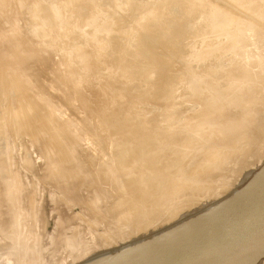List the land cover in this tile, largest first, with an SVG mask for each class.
Wrapping results in <instances>:
<instances>
[{"label": "rangeland", "instance_id": "rangeland-1", "mask_svg": "<svg viewBox=\"0 0 264 264\" xmlns=\"http://www.w3.org/2000/svg\"><path fill=\"white\" fill-rule=\"evenodd\" d=\"M9 1L13 2V4L10 3ZM9 1H7L9 4H7L6 1L5 3L0 4V9L2 10V11L0 10V15H1L0 24L2 23L0 25V55L2 54L3 57L6 56L5 58L0 56L1 58L0 67L3 66V68L2 69L0 68V70L4 72L3 73L4 75H0V84H1L0 85V192H1L0 194H3L4 190L2 189H5V186L7 187L11 183L13 184L14 181L15 183L17 182L16 184H18L17 189L20 191L23 189L24 191L22 190V194H20L21 192L19 191L20 193L18 195L20 197L15 199L13 204L12 202L7 201L8 198L7 196L5 197V194L0 196V206L3 207V209L0 207L1 208L0 211L2 210L3 212V214L2 212H0V225L3 228V229L0 228L1 229L0 232H2V234L0 233L1 234L0 235V247L2 246L0 249V253L4 254L6 250L4 251L3 247L4 249H5V246L6 248L7 247L10 248L12 247V245L10 244L13 243V242L7 243L8 241L7 242L3 241V237H4L3 234L5 235L7 231V233H13V235L19 236L18 232L21 230V228H24L25 229L24 231L26 232V234L30 236V233H31L32 235L31 237L34 239H30L29 241L28 240H23V241L26 242L27 244L31 241L32 243L37 244L35 247L33 248L31 247L30 248L31 250L30 249L26 250L28 252L27 258H29V261H26L27 260L26 258L25 260V262H27L26 264H36L35 261H37L38 256H39V259L43 262V264H47V262L48 264H57V262L58 264H61V260L65 262L64 264H70L69 262H72L73 264L78 263V262L80 263L82 260L83 261L86 260V258H89L94 253H100L99 251L103 252L104 250L106 251L109 249H116L114 246L117 245L118 247H120L126 244L123 241L127 240L130 242L131 240L136 239V236H137L136 234H139L140 232H142V230L144 231L145 229L149 227L152 228L153 225L155 224L156 225H158V223L160 224L159 225L160 227H158L159 228L158 230L163 229L161 227L162 223L164 224L165 221H167V219L175 217L174 214L178 210L189 209L194 206L198 207L199 202L205 199L208 191H211L212 188L214 189L216 187H219L225 181H228V183H231L232 180L235 181L237 179V182H238L239 180H241V178L245 177V174H247L248 172L247 170L251 166H254L255 164L259 163L258 161H261V159L264 158V152H263L264 151V92H263L264 91V35L257 33L258 30H260L261 28L259 26L258 29L251 30L253 33H255L254 35L255 38H253V41L255 40L254 42H250V39H248L246 36H244L246 38L243 39L242 42L241 41L237 42V40H239V35H242L243 32H245V29H242V30L239 29V28H243L244 25H240L239 23L234 22L230 19V15L232 14L233 15L235 14L239 17L246 14L243 17L250 19V21L254 22L253 26L254 25L256 26L257 24L256 22H261L263 24L264 18H260L261 16L259 17V15L264 10V3H262L264 0L259 1L261 3V7H259L258 9L255 8L256 10H254V12L250 10H245L240 6L239 4L240 1L246 2L247 0H240V1L239 0H217V1L209 0V3H212V5H215V7L219 9L217 11L215 8L216 15L214 16V20H210V21H208V17H209V15H207L209 14L208 10H203L204 6L208 4V0H196V4H197L196 6L198 7L197 9L198 11H202V12L196 18L194 16L191 22H189V19L187 18L188 16L187 17H181V15L176 16V14H174V11L178 10V12H181V13L185 12V13H188L189 15L193 13L195 15V0H193V3H191L190 0H176L178 1L177 3H174V2L171 3L170 8L168 10H165L164 13L161 14L162 20L159 21V24L153 22L154 20L152 19L153 21L150 23H153V26H155L154 28L151 27L152 24L150 23L149 25L145 26L144 24L145 20L148 17H151L153 12L157 10V8L162 10L164 7L162 8L161 6L163 4H164L163 6H166V0L165 1L164 0H132V1L131 0H99V1L98 0H76V1L72 0V2L71 0H9ZM225 1H227L226 4H224ZM234 7L235 9L233 10ZM78 8L82 11L80 12ZM148 8L150 9V11L151 10L152 11L150 12ZM4 9H6L7 12ZM77 9L79 12L77 11ZM90 10H93V11L91 12ZM237 10L242 15L238 13ZM157 12L159 13L160 11H157ZM50 13L54 14L53 17L52 15H50ZM76 13L79 16H77ZM47 14L50 16V18L49 16L45 17V15ZM71 16L75 18L73 19ZM69 17H71L70 18L71 20L69 19ZM174 17H177V18H174ZM60 18L62 20H58ZM83 18L84 20H82ZM47 21L49 23H47ZM57 21L60 24L59 23L57 24L56 23ZM138 22L143 23L144 26L139 25ZM9 23L12 25H10ZM89 23L92 25H90ZM68 24L69 26H67ZM48 25L49 26L51 25V28ZM58 25L61 27H59ZM179 25H180L179 30L177 32L173 31L174 27L179 26ZM29 26L30 27L32 26V27L30 28ZM42 27H44L45 29ZM79 27H81L82 29L80 28L81 29L80 30ZM60 28H61V31H60ZM105 28L107 29L109 28L108 31ZM46 29H49L50 34H51V35L49 34L48 38L46 34L49 33V30H46ZM58 29L60 32L58 31ZM66 29L70 30L71 32L68 31L69 33H67ZM76 29L77 31L79 29L81 32L80 31L77 32ZM166 30L167 31L171 30L172 32H174L173 36L168 39L164 38L163 42L162 41L158 42L161 45V48L159 47L160 45L156 47L154 46L156 49L155 51H153L150 48L151 44L148 42L146 38L145 31L149 34H153L157 32L161 38L163 32L167 33ZM99 31L101 33H99ZM131 31L133 33H130ZM196 31H197V34H195ZM41 32H43L44 34L43 36L46 37V39L43 38ZM6 33H8V35ZM12 33L14 34V37ZM37 33L41 34L42 38L40 37V35H38L39 37H37ZM58 33L60 34V38H58L59 36ZM3 34L5 36H3ZM82 34H83V37H82ZM119 34L122 39H113V37H117ZM127 34L130 40L129 39L126 40V38L124 39L125 37L124 35H127ZM19 35H20V38H19ZM103 35H106V37L109 35L108 39L104 38L106 39L105 41L106 44L105 42L102 43V41L104 40ZM64 36L66 39L64 38ZM21 37L23 38L21 39ZM15 39L19 41H16ZM42 39L43 40L45 39L46 42L45 40L42 41ZM258 39H260V41ZM23 40L28 43V46H29V43L31 46L28 47L26 42L24 43L26 44L24 46V44L22 43L24 42ZM34 40L36 42H34ZM81 40L83 41V43L88 42L86 43V45L90 44L91 46H93V47H90L88 45L87 50H86L85 49L86 45L84 44L85 51H83L84 53L83 57L85 59H82L81 57L82 49L84 47L82 45L83 43ZM89 40H92L93 42L92 41L89 42ZM159 40L160 39H158V41ZM228 40L230 41V43ZM37 42H40L41 45H39L40 43L37 44ZM207 42L208 43L210 42L209 46H207L208 45ZM21 43L22 45H20ZM12 44L14 45L12 46ZM50 44H52V46ZM205 44L207 45L205 46ZM79 45L80 47L81 46L83 47H81L82 48L81 50L77 51L78 47L76 46H79ZM97 45H98V48H97ZM156 45L158 44L156 43ZM8 46L11 48V50L10 48H8ZM43 46L44 47L48 46V50L50 48V51L51 50H54V51L53 52L51 51L49 53L48 50L46 51V47L44 49ZM94 46L95 48H97V50L101 48V50L103 51L102 52L103 54L101 53V50H100L101 54L99 55L98 54L99 50H98L96 54H94V52H91L94 55V58L91 57L92 56V54L90 53L91 50H89L90 54L87 52H88V49H91V48L92 50H96ZM126 46L128 48L127 50H125ZM134 46L137 47L136 48L137 51L133 52L132 47ZM214 46L216 47L214 48ZM206 47L211 48L212 51L209 53ZM14 48H16V50ZM17 48L18 49L22 48L21 49L22 54L21 52H19L20 49L19 51H17ZM27 48H30V50ZM71 48H73L75 52L77 51L78 52L77 54L80 55L81 58L79 57L78 61H76V58L78 57V55L75 52H73L74 50L71 51ZM13 49H14L15 54H13ZM171 49L172 50L177 49V50L172 52ZM201 49L203 51V54L201 53L202 51L200 52ZM28 50L29 51L34 50L36 52L33 51L29 53ZM44 50L45 52H47L45 54L46 57H44L45 55H43ZM128 50L129 52L127 53H129V56H130L129 58L126 57L128 54L126 55L125 53ZM158 50L161 52L159 53H160V56H162L163 60L161 59L159 61V59H154L155 52H157ZM118 51L119 52L124 51V52H122L120 55ZM130 51H132L133 54L130 53ZM23 52H26V54L29 56H27ZM37 52L38 54H36ZM72 52L75 55L73 54V56H71ZM198 52H200V55H202V57L199 55ZM86 53L89 54V56H86ZM171 53H174V54H171ZM10 54H12V56ZM13 55H16L14 56L15 58L13 57ZM21 55H24V56L20 57ZM31 55L34 56L32 60H30ZM76 55L77 57H75ZM204 55L205 56L207 55L206 56L207 59L206 57H203ZM25 56L27 57L25 58ZM212 56L215 57L214 58L215 60L213 59ZM61 57L63 59L67 57L70 60L72 58L73 61L71 60L68 63L66 62V61H69L67 60V58L66 60H63ZM73 57H75V61ZM86 57L89 58L88 60L90 61L85 62L84 60L87 61ZM90 57L92 58V60ZM21 58H23V61H21L22 60ZM202 58L204 59L202 60ZM3 59L6 61H4ZM9 59L11 60L9 61ZM24 59L28 61L29 63L27 62L24 65ZM36 59H38V61ZM200 59L201 61L205 60L204 62L207 61L206 64L207 65L209 64L208 66H211L212 64L213 67L212 66L211 67L217 68L219 69V71L217 70V72L212 73L213 75L212 74L211 75L195 74L194 73L195 65L199 63ZM231 59H233L235 62L233 60L231 61ZM210 60L211 62L213 60L211 64H210ZM16 61L19 62L17 65L15 64ZM62 61L69 65L66 64L65 66V63H63ZM59 62H60V65H59ZM173 62L177 64L178 66L173 65L174 64ZM3 63H5L6 66ZM8 63H9V66H8ZM61 63H63L64 65ZM79 63L82 64L83 66L80 65ZM84 63L87 66L84 65ZM87 63H89V66L93 65L94 69H92L93 66L89 68ZM215 63H217L216 64L217 67L214 65ZM255 63L256 65H254ZM169 64L171 65L170 67H169ZM55 65H56V68H55ZM58 65L60 69H62V71L58 69L59 68ZM7 66L11 68L13 67V68L10 69ZM15 66H16V69H15ZM21 66L24 68V70ZM61 66L62 67L65 66V67L62 68ZM208 66H205V68ZM3 69H6V70H3ZM8 70L9 72H7ZM258 70L259 71L261 70V71L259 72ZM22 71H23V74H22ZM55 72L59 74H56ZM254 72L256 74H254ZM19 73L21 76L19 75ZM6 74L11 75L13 78L10 77L9 75L8 76L10 79L6 78L8 77V76H5ZM22 75H24V77ZM14 76H16V78ZM63 77H64L63 79L64 83L65 81L66 82L68 81L65 84L62 81H60L62 80L61 78ZM11 79H13L12 80L13 83H11L10 81ZM21 83L23 84L25 83L26 85L25 84L23 85ZM57 84H59L58 85L59 90H56V88L58 89V87L56 86ZM68 84L71 86L69 87L70 89H72L71 91L68 90L69 88H66ZM179 84L180 85L182 84V85L180 86ZM175 85H176L175 87L176 92L172 94L173 96L169 95L168 91L170 90L171 86H175ZM61 87L68 91L62 89ZM2 89L4 90L3 91L4 95L2 94ZM92 89H95L94 90L95 92ZM60 90H63V91H60ZM100 90H101V93H98L97 91H100ZM64 91L66 92L64 93ZM93 92L95 94H93ZM96 92L99 95L96 94ZM61 93L63 94L65 98H63ZM91 93L92 95H90ZM78 94L83 95V96L81 95L82 97L81 99ZM87 94H89V96ZM169 96L171 97L168 99ZM40 97L43 99L41 100ZM82 100L83 101L86 100L85 102L87 104L83 102ZM171 100H174V102H176L174 104L176 106H173L172 103L174 102ZM35 101H38V102H35ZM41 101L46 102V103L41 104L42 103ZM80 101H82V103ZM172 107H174L175 112L179 114L176 121L174 122V125L171 124L170 121L167 122L168 115L166 111L171 110ZM26 108L27 109L29 108V109L26 110ZM3 110L7 112L8 114L7 113L5 114ZM16 111L18 112L17 115H16ZM164 113H166L165 114L166 117H164ZM127 114H129L127 118L123 116ZM11 115H12L11 119L13 118L14 120L10 119ZM116 115L119 116V119H118L119 121H121L120 119L123 120L126 118V121L128 122L122 123L124 122L123 120L121 121L120 124H119V121H117L118 123H116V120H117L116 118H118ZM6 116H8L9 118L5 120ZM15 116H17L16 120H15ZM23 116L25 118H22ZM18 117H19V120H17ZM28 117H29V120H28ZM129 117H130V120L128 119ZM227 118L229 119V121ZM187 119L188 121L190 120L191 123L187 122ZM231 119H233V121ZM7 120H10V121H7ZM109 120L111 122L115 121L114 122V124L116 123L115 126H110L111 124L112 125L114 124L108 123L110 122ZM16 121H19L22 125L19 122H17L20 125L17 124L16 126V123H15ZM166 122L169 123L170 126L169 124L166 126L167 124ZM158 126L164 127V128L166 127L167 130L166 129H165L166 131L162 129L159 130ZM180 126H181V129H180ZM249 129L250 131L251 130L252 131L248 132ZM126 130L129 131V132L127 131L126 133H131V131L134 130L132 132H135L136 135L138 133L139 134L137 135L136 138H131V139L128 138L130 141L129 142L127 139V136L130 134L126 135L125 134ZM116 131L118 133L122 131L121 133H124L122 134L123 136L119 135L121 133L117 134ZM137 131L138 133H136ZM157 131H161V132H157ZM156 132L158 133V136ZM140 133H142V135ZM164 133H166L165 136H164ZM170 133H173L175 136V138H173V141L171 139L168 140L169 138L165 139L169 137L166 135L167 134L169 135ZM176 133L179 135L177 136ZM116 134L119 136V139ZM254 134H257V135L255 136ZM94 135L95 136L97 135L96 137L97 138L99 137L98 138L99 140L96 137H94ZM114 135H116V137ZM142 136L144 137L142 138ZM146 136H148V139H149L148 141L146 139ZM143 139H146V140H143ZM156 139L159 141V143L157 142ZM141 140H143V142L147 141L145 142L146 146L147 144L150 145L149 147H147V150L149 151L147 152L150 153L152 151L149 154V156L153 155V158L155 161L157 157L156 162L151 160L153 159L152 157H150L149 159V156L147 157V159L143 158L142 157L143 154L142 155L140 154L141 152H143V150L141 151L139 149L137 150L139 154L136 153V150L134 149V147L141 145ZM126 141H128V144H130V146L131 145L134 146L133 149L128 148V146L127 148H124L123 146V148H120V150H118L121 145L126 144ZM162 141L163 142L165 141L164 142L165 144L163 143L164 147L160 145ZM119 142L121 143L120 145L118 144ZM51 143H53V145ZM132 143L135 145H133ZM154 143L155 145H153ZM172 145H176V146L173 147ZM121 149L123 150V153ZM129 149L131 151L134 150L133 151L134 154H132L131 151H129ZM257 149L259 152L257 151ZM124 150L129 151V153L132 155L130 156V154ZM118 152H120V154L122 153V156L124 154L129 155V157L124 155V157L126 158V162L129 163L130 165L127 163L121 162L124 159H122V157L120 156ZM209 154L215 155L217 159L213 163L214 165L210 163L208 166H206L207 168H212L209 171V174L205 175L204 177H201L203 175L201 174L199 175L196 171V168L201 162V159H204V157H207V155ZM132 156L133 157L135 156V157L133 158ZM136 156L137 157L139 156V158H136ZM128 158L129 159L132 158L134 163L131 162L130 160H128L129 161L128 162L127 161ZM51 159L52 160L54 159V161H51ZM55 159L57 161H55ZM120 159L122 160L120 161ZM140 159H143V160H140ZM158 159H162V160L159 161ZM106 160L110 162L107 163ZM112 160H113V163H112ZM139 161L141 162V165L142 164L143 165L140 168L142 170L139 169L138 171L137 168L139 167L138 165H140ZM147 161H149L150 163ZM51 162L54 164L49 165V163ZM165 162H166V165H165ZM110 163H111V166L109 169L108 168L109 166L106 167V165ZM119 163L123 165L121 166ZM145 163L148 165H146ZM252 163H254V165H252ZM115 164L116 166H114ZM144 165H146L147 167L144 168ZM49 166H53V168ZM48 167H49V170H48ZM172 167H173V171H172ZM55 169L57 171H55ZM63 169H64V172H63ZM135 169L138 171V172L136 171L137 173L133 171ZM144 169H147V170L145 171ZM45 170L46 171L48 170L47 172L49 173H47ZM102 170L103 171L105 170V172H102ZM116 170L119 171V174H118V171ZM147 171L148 172L150 171L149 172L150 174ZM155 171L156 172L159 171V173H156ZM78 172H79V175L77 174ZM96 172L97 173L99 172V173L97 174ZM112 172H115V173L117 172V173L115 174ZM139 172L141 174H139ZM160 172H162L164 176ZM134 173L139 174V175H134ZM142 173L144 175L146 174L148 175H146L145 178L143 179L142 177L144 176ZM3 174H6L8 176H11V175L13 176H11V180H10V177L9 179H7L6 175H5V178L4 177L2 178L1 176ZM51 174L53 176H51ZM57 174L59 176H57ZM81 174L83 176L85 175L86 176L83 177ZM141 175H142L141 179L136 177V176H141ZM210 175L213 177H211ZM240 175H242L243 177L239 178L238 176ZM208 176L211 177L212 179L209 178ZM44 177L46 178L44 179ZM75 177L78 180L76 182L75 188L74 186L73 188H71L72 189L71 190L72 193H71V191L69 190L71 187L70 184H72V181L73 182L76 181V180H73L75 179ZM94 178L96 179V181ZM113 178H115L116 180ZM133 178H135V180L132 181ZM138 179L143 181L142 182L143 184H141V182ZM137 182H139V185ZM144 182L147 184V187L149 189L147 187L146 189H144L145 188L144 186H146ZM100 183H102L103 185H101ZM171 185H174V186H171ZM141 187H143V189ZM171 188L174 191H172ZM129 189L130 191H128ZM150 189H152L153 192H151L152 190L150 191ZM143 190L145 193L143 192ZM170 190L172 191L173 194H171ZM120 191L122 192L119 194ZM127 191L129 192V194ZM139 191L142 193H139ZM24 192L26 193V195ZM73 193L75 195H73ZM130 195L132 197H129ZM3 196L5 198H3ZM66 199L68 200L66 201ZM129 199L131 200L133 199V200L130 201ZM27 200L30 203H28ZM9 203L11 205L10 207H9ZM138 203L141 205V207ZM156 203H158L157 206H155ZM31 205H32V208H30ZM13 208L14 210H12ZM17 208L19 209L17 210ZM18 211H20V214H21V216H19V221H18L19 228L15 227L14 222H13L15 221L16 214L19 213ZM14 213H16L15 216H14ZM148 214H150V216ZM166 215L168 216L167 218H166ZM162 217L164 219H162ZM5 229L7 230L5 231ZM158 230H156L155 232H157ZM78 236L80 237V239ZM133 236L134 238H132ZM117 239L119 240L117 241ZM67 240L72 241V243L74 244L72 245L73 249H71V251L73 250L75 253L71 251L69 253L68 250L70 248L68 247L67 243H65L67 242ZM74 240L76 241L81 240L80 242H82V244L77 241L76 242L77 245H76ZM82 240H85L86 244H85V241H82ZM104 242L106 243V245L104 244ZM114 242L117 244L116 245L113 244ZM118 242H121V243H118ZM64 243L66 244V247ZM101 245L102 247L104 246L103 249H100L102 248ZM108 245L110 247H108ZM76 246L77 248L76 250H74ZM37 247L38 249H36ZM81 248L82 249L84 248L83 251H81L82 250ZM85 248H86L88 255L86 254ZM89 248L92 250L91 251L87 250ZM98 248L100 250H97ZM33 249L35 252H32ZM77 249L78 250L80 249L79 251L82 253L85 251L83 254L87 256H83L82 260L80 258L78 260L77 258L78 255L75 258V255L77 253L80 254V252L77 251ZM29 251L32 253H30ZM73 253L75 255H73ZM2 254H0V256ZM6 255L7 254H5V256L3 255L4 258H2L3 256H1L2 260L0 261V264H8V263L11 264L8 260H11L13 262V259H16V258L18 259L17 255L19 254L10 253L9 255L7 256ZM31 255L33 257L36 255L34 257V260L35 259L36 260L35 261L33 260V263L31 262L33 259V257L30 258ZM39 259L37 261V264L41 262ZM65 259L67 260V262L69 260V262L67 263ZM59 260H60V263H59ZM71 260L73 261L75 260L76 262H73ZM28 262H31V263H28Z\"/></svg>", "mask_w": 264, "mask_h": 264}, {"label": "bare ground", "instance_id": "bare-ground-1", "mask_svg": "<svg viewBox=\"0 0 264 264\" xmlns=\"http://www.w3.org/2000/svg\"><path fill=\"white\" fill-rule=\"evenodd\" d=\"M1 1H2V0H1ZM1 1H0V4H1V3H5V1H6L7 4H9V3L7 2V1H9V0H5V1L3 0L4 2H3V1L1 2ZM74 1H76V0H74ZM98 1H99V0H98ZM131 1H132V0H131ZM164 1H165V0H164ZM190 1H191V3H193V0H190ZM216 1H217V0H216ZM239 1H240V0H239ZM259 1H262V0H247L246 2H241V1H240L239 4H240V6H241L243 9H245V10H250V11L254 12V10H256L255 8L258 9L259 7H261V3H260ZM9 2L13 4V2H11V1H9ZM14 2H15V1H14ZM16 2H17V1H16ZM66 2H67V1H66ZM71 2H72V0H71ZM90 2H91V1H90ZM96 2H97V1H96ZM96 2H95V3H96ZM173 2H174V3H177L178 1H176V0H174V1H173V0H166V6H163V5H164V4H163V5L161 6L162 8L164 7L162 10H160L159 8H157V10H155L156 12L154 11L153 14H152V16H151V17H148V18L145 20V23H144L145 26H146V25H149V23L152 22L153 20H154L153 22L159 24V21L162 20V17H161L162 15H161V14H163L165 10H168V9L170 8V4L173 3ZM211 2H212V1H211ZM221 2H222V1H221ZM226 2H227V1H225L224 4H226ZM262 3H264V1H263ZM56 4H57V3H56ZM80 4H81V3H80ZM80 4H79V5H80ZM98 4H99V2H98ZM227 4H228V3H227ZM58 5H59V3H58ZM70 5H71V4H70ZM87 5H88V4H87ZM196 5H197V4H196V0H195V15H194L193 13L190 14V15H189L188 13H185V12H184V13H181V12H178V10H175V11H174V14H176V16H177V15H178V16L181 15V17H187V16H188L187 18L189 19V22H191L192 19L194 18V16H195V18H196V17L202 12V11H198V9H197L198 7H197ZM229 5H230V4H229ZM3 6H4V5H3ZM77 6H78V5H77ZM94 6H95V5H94ZM220 6H221V5H220ZM231 6H232V5H231ZM39 7H40V6H39ZM66 7H67V6H66ZM83 7H84V6H83ZM92 7H93V6H92ZM96 7H97V6H96ZM96 7H95V8H96ZM106 7H107V6H106ZM114 7H115V6H114ZM148 7H149V6H148ZM151 7H152V6H151ZM171 7H172V6H171ZM192 7H193V6H192ZM223 7H224V6H223ZM232 7H233V6H232ZM18 8H19V7H18ZM61 8H62V7H61ZM64 8H65V7H64ZM68 8H69V7H68ZM72 8H73V6H72ZM154 8H155V7H154ZM215 8H216L215 5H212V3H209V0H208V4H206V5L204 6V9H203V10H208V12H209V14H207V15H209V17L207 16V17H208V21H210V20H214V16L216 15L215 12H216V10H217V11L219 10L218 8H216V10H215ZM65 9H66V8H65ZM78 9H79V8H78ZM78 9H77V11H78ZM148 9H149V8H148ZM151 9H152V8H151ZM196 9H197V11H196ZM200 9H201V8H200ZM234 9H235V7L233 8V10H234ZM236 9H237V8H236ZM0 10H1V9H0ZM4 10H6V9H4ZM69 10H70V9H69ZM71 10H72V9H71ZM79 10H80V9H79ZM86 10H87V8H86ZM201 10H202V9H201ZM1 11H2V10H1ZM19 11H20V10H19ZM19 11H18V12H19ZM30 11H31V10H30ZM37 11H38V10H37ZM37 11H36V12H37ZM81 11H82V10H80V12H81ZM84 11H85V10H84ZM90 11L92 12L93 10H90ZM106 11H107V10H106ZM149 11H150V9H149ZM151 11H152V10H151ZM151 11H150V12H151ZM157 11H160V12L158 13ZM220 11H221V10H220ZM240 11H241V10H240ZM6 12H7V10H6ZM65 12H66V11H65ZM68 12H70V11H68ZM72 12H73V11H72ZM78 12H79V11H78ZM85 12H86V11H85ZM94 12H95V11H94ZM97 12H98V11H97ZM221 12H222V11H221ZM224 12H225V11H224ZM237 12L240 13L238 10H237ZM242 12H243V11H242ZM30 13H32V12H30ZM54 13H55V12H54ZM59 13H60V12H59ZM63 13H64V12H63ZM143 13H144V11H143ZM146 13H147V12H146ZM146 13H145V14H146ZM12 14H13V13H12ZM45 14H46V13H45ZM76 14H77V13H76ZM81 14H82V13H81ZM95 14H96V13H95ZM118 14H119V13H118ZM240 14H241V13H240ZM35 15H36V13H35ZM50 15H52V17H53L54 14H51V13H50ZM74 15H75V13H74ZM93 15H94V14H93ZM150 15H151V13H150ZM241 15H242V14H241ZM244 15H246V14H244ZM244 15H243V16H244ZM0 16H1V15H0ZM48 16H49L48 14L45 15V17H48ZM61 16H62V14H61ZM69 16H70V15H69ZM72 16H73V15H72ZM72 16H71V17H72ZM77 16H79V15L77 14ZM144 16H145V15H144ZM173 16H174V15H173ZM173 16H172V17H173ZM211 16H212V17H211ZM228 16H229V15H228ZM243 16L239 17V16H237V15H235V14H234V15H233V14L230 15V19H231L232 21L237 22V23H239L240 25H244L243 28H239V29H240V30L245 29V32H243L242 35H239V40H237V42H240V41L242 42L243 39H245L246 37H247L248 39H250V42H254L255 40L253 41V38H255V37H254L255 33H253L251 30H253V29H258L259 26H260L261 28H260V30H258L257 33H259V34H261V35H264V23L262 24L261 22H256V20H255V22H256L257 24H256V26H255V25L253 26V23H254V22L250 21V19L244 18ZM248 16H249V15H248ZM260 16H261V17H260ZM52 17H51V18H52ZM54 17H55V16H54ZM71 17H69V19H70ZM140 17H141V16H140ZM140 17H139V18H140ZM259 17H260V18H264V10L260 13ZM37 18H38V17H37ZM43 18H44V17H43ZM49 18H50V16H49ZM49 18H47V19H49ZM58 18H59V17H58ZM72 18H73V17H72ZM74 18H75V17H74ZM74 18H73V19H74ZM95 18H96V17H95ZM174 18H177V17H174ZM55 19H56V18H55ZM69 19H68V20H69ZM80 19H81V17H80ZM85 19H86V18H85ZM142 19H143V18H142ZM142 19H141V20H142ZM152 19H153V20H152ZM2 20H3V19H2ZM44 20H45V19H44ZM58 20H62V19L60 18V19H58ZM66 20H67V19H66ZM70 20H71V19H70ZM70 20H69V21H70ZM82 20H84V18H83ZM87 20H88V19H87ZM92 20H93V19H92ZM106 20H107V19H106ZM108 20H109V19H108ZM32 21H33V20H32ZM36 21H37V20H36ZM45 21H46V20H45ZM85 21H86V20H85ZM88 21H89V20H88ZM88 21H87V22H88ZM137 21H138V20H137ZM143 21H144V20H143ZM257 21H258V20H257ZM40 22H41V21H40ZM67 22H68V21H67ZM71 22H72V21H71ZM75 22H76V21H75ZM80 22H81V21H80ZM140 22H141V21H140ZM140 22H138L139 25H141V26L143 25V26H144V24H143V23H140ZM47 23H49V22L47 21ZM56 23L58 24L59 22L57 21ZM76 23H77V22H76ZM101 23H102V22H101ZM260 23H261V24H260ZM1 24H2V23H1ZM1 24H0V25H1ZM9 24H10V23H9ZM28 24H29V23H28ZM37 24H38V23H37ZM59 24H60V23H59ZM85 24H86V23H85ZM87 24H88V23H87ZM89 24H90V23H89ZM107 24H108V23H107ZM150 24H152L151 27H153V28L155 27V26H153V23H150ZM209 24H210V23H209ZM239 24H238V25H239ZM10 25H12V24H10ZM14 25H15V24H14ZM42 25H43V24H42ZM42 25H41V26H42ZM65 25H66V23H65ZM90 25H92V24H90ZM139 25H138V26H139ZM154 25H155V24H154ZM156 25H157V24H156ZM48 26H49V25H48ZM58 26H59V25H58ZM67 26H69V24H68ZM75 26H76V25H75ZM104 26H105V25H104ZM169 26H170V25H169ZM16 27H18V26H16ZM29 27H30V26H29ZM31 27H32V26H31ZM31 27H30V28H31ZM49 27L51 28V25H50ZM59 27H61V26H59ZM59 27H58V28H59ZM77 27H78V26H77ZM105 27H106V26H105ZM42 28H44V27H42ZM50 28H49V29H50ZM68 28H69V27H68ZM74 28H76V27H74ZM80 28H81V27H79V29H80ZM109 28H110V27H109ZM109 28H108V29H109ZM130 28H131V27H130ZM179 28H180V25H179V26H175L174 29H173V31L177 32V31L179 30ZM2 29H3V28H2ZM39 29H40V28H39ZM44 29H45V28H44ZM49 29H46V30H49ZM54 29H55V27H54ZM79 29H78V31H77V29H76V31L79 32L82 28H81L80 30H79ZM105 29H107V28H105ZM108 29H107V31H108ZM156 29H157V27H156ZM200 29H202V28H200ZM9 30H10V29H9ZM56 30H57V29H56ZM66 30H67V29H66ZM182 30H183V29H182ZM31 31H32V30H31ZM39 31H40V30H39ZM58 31H59V29H58ZM60 31H61V28H60ZM60 31H59V32H60ZM68 31H70V30H67V33H69ZM76 31H75V32H76ZM97 31H98V30H97ZM164 31H165V30H164ZM166 31H167V30H166ZM201 31H202V30H201ZM45 32H46V31H45ZM51 32H53V31H51ZM62 32H63V31H62ZM64 32H65V31H64ZM70 32H71V31H70ZM80 32H81V31H80ZM149 32H150V31H149ZM181 32H182V31H181ZM181 32H180V33H181ZM199 32H200V31H199ZM236 32H238V31H236ZM34 33H35V32H34ZM41 33H42V36H43V35H44L43 32H41ZM46 33H47V32H46ZM46 33H45V34H46ZM55 33H57V32H55ZM72 33H73V32H72ZM72 33H71V34H72ZM99 33H101V32L99 31ZM130 33H133V32L131 31ZM145 33H146V38H147L148 42L151 44V45H150V46H151L150 48H151L153 51H155V49H156L155 47L160 45L158 42H161V41L163 42L164 38H165V39H168V38L172 37L174 32H172L171 30L167 31V33L163 32L164 35L162 34V37H161V38H160V35H159L157 32H155V33H153V34H149V33H147V32L145 31ZM6 34L8 35V33H6ZM12 34H13V33H12ZM49 34H50V30H49V33L46 34V35H47V38H48ZM53 34H54V33H53ZM53 34H52V35H53ZM58 34H59V33H58ZM87 34H88V33H87ZM87 34H85V35H87ZM183 34H184V33H183ZM195 34H197V31H196ZM10 35H11V34H10ZM38 35H40V37H41V34L37 33V37H39ZM50 35H51V34H50ZM55 35H56V34H55ZM65 35H67V34H65ZM77 35H78V34H77ZM130 35H132V34H130ZM208 35H209V34H208ZM237 35H238V33H237ZM3 36H5V35L3 34ZM16 36H17V35H16ZM26 36H27V35H26ZM95 36H96V35H95ZM104 36H105V37H104ZM122 36H123V35H122ZM124 36H125V37H124ZM124 36H123L124 39H125V38H126V40L129 39L128 34H127V35H124ZM196 36H197V35H196ZM201 36H202V35H201ZM244 36H246V37H244ZM13 37H14V34H13ZM13 37H11V38H13ZM28 37H30V36H28ZM28 37H26V38H28ZM51 37H52V36H51ZM61 37H62V36H61ZM67 37H68V36H67ZM82 37H83V34H82ZM82 37H81V39H82ZM97 37H98V36H97ZM108 37H109V35H108L107 37H106V35H103V39H104V38L108 39ZM111 37H112V36H111ZM130 37H131V36H130ZM15 38H17V37H15ZM19 38H20V35H19ZM22 38H23V37H21V39H22ZM32 38H33V37H32ZM41 38H42V37H41ZM43 38L46 39V37H44V36H43ZM58 38H60V34H59ZM64 38H65V36H64ZM70 38H71V37H70ZM93 38H94V36H93ZM199 38H200V37H199ZM258 38H259V37H258ZM21 39H20V40H21ZM24 39H25V38H24ZM34 39H35V37H34ZM45 39H44V40H45ZM62 39H63V38H62ZM65 39H66V38H65ZM67 39H68V38H67ZM72 39H73V38H72ZM78 39H79V38H78ZM95 39H97V38H95ZM99 39H100V38H99ZM99 39H98V40H99ZM103 39H101V40H103ZM106 39H104V40L102 41V43H104V42L106 41ZM113 39H122V38H121V36H120V34H119L117 37H113ZM131 39H132V38H131ZM158 39H160V40L158 41ZM256 39H257V38H256ZM7 40H8V39H7ZM15 40H16V39H15ZM26 40H27V39H26ZM32 40H33V39H32ZM36 40H37V38H36ZM39 40H41V39H39ZM44 40L42 39V41H44ZM70 40H71V39H70ZM86 40H87V38H86ZM101 40H100V41H101ZM129 40H130V39H129ZM258 40L260 41V39H258ZM3 41H4V40H3ZM3 41H2V43H3ZM9 41H10V40H9ZM16 41H19V40H16ZM16 41H15V42H16ZM21 41H22V40H21ZM23 41H24V40H23ZM47 41H48V39H47ZM54 41H55V40H54ZM78 41H80V40H78ZM81 41H82V40H81ZM90 41H92V40H89V42H90ZM200 41H201V40H200ZM228 41H229V40H228ZM7 42H8V41H7ZM12 42H13V41H12ZM25 42H26V41H24V42H22V43L24 44ZM28 42H29V41H28ZM31 42H33V41H31ZM34 42H36V41L34 40ZM45 42H46V40H45ZM92 42H93V41H92ZM107 42H108V41H107ZM213 42H215V41H213ZM9 43H10V42H9ZM22 43H21L20 45H22ZM26 43H27V42H26ZM38 43H40V42H37V44H38ZM82 43H83V41H82ZM86 43H88V42H86ZM86 43L84 42V43L82 44V45L84 46V47L81 46V47H83V49L80 47V45H81L80 43H79V44H80L79 46H76V47H78V50H77V51H79V50L82 49V53L80 52V53H81V57H82V59H85V58L83 57V56H84L83 51H85L84 48H85ZM156 43H157L158 45H156ZM207 43H208V42H207ZM209 43H210V42H209ZM209 43H208V45L205 44V46H206V45L209 46ZM211 43H212V42H211ZM229 43H230V41H229ZM229 43H228V44H229ZM14 44H15V43H14ZM14 44H12V46H13ZM31 44H32V43H31ZM34 44H35V43H34ZM34 44H33V45H34ZM48 44H49V43H48ZM52 44H53V43H52ZM52 44H50V45L52 46ZM84 44H85V45H84ZM92 44H94V43H92ZM105 44H106V42H105ZM226 44H227V43H226ZM15 45H16V44H15ZM25 45H26V44H24V46H25ZM39 45H41V43H40ZM43 45H44V44H43ZM50 45H49V46H50ZM76 45H77V44H76ZM88 45H89L90 47H93V46H91L90 44H88ZM88 45H86V48H85L86 50H87V46H88ZM94 45H96V44H94ZM98 45H99V44H98ZM98 45H97V48H98ZM102 45H103V44H102ZM203 45H204V44H203ZM212 45H213V44H212ZM222 45H223V44H222ZM232 45H233V44H232ZM251 45H252V44H251ZM257 45H258V44H257ZM1 46H2V45H1ZM12 46H11V47H12ZM24 46H23V47H24ZM27 46H28V43H27ZM29 46H31L30 43H29ZM29 46H28V47H29ZM51 46H50V47H51ZM154 46H155V47H154ZM17 47H19V46H17ZM20 47H21V46H20ZM36 47H37V46H36ZM43 47H44V46H43ZM45 47H46V46H45ZM45 47H44V49H45ZM90 47H89V48H90ZM159 47L161 48V45H160ZM195 47H196V46H195ZM210 47H211V45H210ZM215 47H216V46H214V48H215ZM224 47H225V45H224ZM3 48H4V47H3ZM6 48H7V47H6ZM8 48H10V47L8 46ZM25 48H26V47H25ZM52 48H54V47H52ZM52 48H51V49H52ZM74 48H75V47H74ZM79 48H80V49H79ZM94 48H95V46H94ZM97 48H95L96 50H92V48H91V49H88V52H87V51H86V52L89 53V50H91L90 53H91V52H94V54H96L97 51L99 50V53H98V54L100 55L103 51L101 50V48L98 49V50H97ZM125 48H126L125 50L128 49L127 46H126ZM136 48H137V47H135V46L132 47V51H133V52H134V51H137ZM160 48H158V49H160ZM202 48H203V47H202ZM14 49L16 50V48H14ZM14 49H13V54H15ZM19 49H20V48H19ZM19 49L17 48V51H19ZM21 49H22V48H21ZM21 49H20L19 52H21ZM23 49H24V48H23ZM27 49L30 50V48H27ZM32 49H33V48H32ZM75 49H76V48H75ZM102 49H103V48H102ZM120 49H121V48H120ZM199 49H200V48H199ZM204 49H205V48H204ZM206 49L209 51V53L212 51L211 48L206 47ZM216 49H217V48H216ZM10 50H11V48H10ZM25 50H26V49H25ZM29 50H28L29 53L34 51V50H33V51H29ZM47 50H48V46L46 47V51H47ZM56 50H57V49H56ZM72 50H74V49L71 48V51H72ZM100 50H101V53H100ZM171 50H172V49H171ZM176 50H177V49H173L172 52H173V51H176ZM222 50H223V49H222ZM1 51H2V50H1ZM17 51H16V52H17ZM41 51H42V50H41ZM51 51L53 52L54 50H51ZM51 51H50V48H49L48 52L50 53ZM77 51L75 52V50H74L73 52H75V53L77 54V53H78ZM132 51H130V53L133 54ZM163 51H164V50H163ZM169 51H170V50H169ZM201 51H202V49L200 50V52H201ZM205 51H206V50H205ZM208 51H207V53H208ZM234 51H235V50H234ZM34 52H36V51H34ZM38 52H40V51H38ZM38 52H37L36 54H38ZM73 52H72V54L70 53L71 56H73V54H74ZM118 52H119V51H118ZM122 52H124V51L119 52L120 55H121ZM127 52H129V50L125 52L126 55L128 54L126 57L129 58L130 56H129V53H127ZM159 52H160L159 50H158L157 52H155V58H154V59H159V61H160V60L162 59V56H160V53H161V52H160V53H159ZM200 52H198L199 55H200ZM217 52H218V51H217ZM221 52H223V51H221ZM237 52H238V51H237ZM7 53H8V51H7ZM23 53L26 54V52H23ZM46 53H47V52H45V50H44L43 55H45ZM54 53H55V52H54ZM87 53H86V56H89L90 53H89V54H87ZM201 53L203 54V51H202ZM207 53H205V54H207ZM245 53H246V52H245ZM3 54H4V53H3ZM17 54H18V53H17ZM21 54H22V52H21ZM31 54H32V53H31ZM52 54H53V53H52ZM82 54H83V55H82ZM91 54H92V53H91ZM102 54H103V53H102ZM115 54H116V53H115ZM132 54H131V56H132ZM162 54H163V53H162ZM168 54H169V53H168ZM171 54H174V53H171ZM219 54H220V53H219ZM4 55H5V54H4ZM10 55L12 56V54H10ZM26 55H27V54H26ZM33 55H34V54H33ZM68 55H69V54H68ZM74 55H75V54H74ZM77 55H78V54H77ZM77 55H76L75 57H77ZM99 55H97V56H99ZM123 55H125V54H123ZM211 55H212V54H211ZM214 55H215V54H214ZM240 55H241V54H240ZM0 56L3 57L2 54H1ZM14 56H16V55H13V57H14ZM22 56H24V55H21L20 57H22ZM27 56H29V55H27ZM27 56H25V58H26ZM64 56H65V55H64ZM111 56H112V55H111ZM166 56H167V55H166ZM170 56H171V55H170ZM192 56H193V55H192ZM200 56L202 57V55H200ZM200 56H199V57H200ZM206 56H207V55H206ZM206 56L204 55L203 57H206ZM5 57H6V56H5ZM5 57H3V58H5ZM13 57H12V59H13ZM18 57H19V56H18ZM33 57H34V56L31 55V59H30V58H29V59L32 60ZM40 57H41V56H40ZM42 57H43V56H42ZM44 57H46V55H45ZM47 57H49V56H47ZM75 57H73V58H74V61H75ZM79 57H80V55H78V57L76 58V61H78V58H79ZM81 57H80V58H81ZM91 57L94 58V55L92 54ZM91 57H90V58H91ZM95 57H96V55H95ZM168 57H169V55H168ZM212 57H213V56H212ZM9 58H10V57H9ZM14 58H15V57H14ZM16 58H17V57H16ZM23 58H24V57H23ZM23 58H21V59H22L21 61H23ZM35 58H36V57H35ZM61 58H62V57H61ZM66 58H67V57H66ZM66 58H64V59L62 58V59H63V60H66ZM86 58H87V57H86ZM123 58H124V57H123ZM183 58H184V57H183ZM183 58H182V59H183ZM185 58H186V57H185ZM214 58H215V57H213V59H214ZM0 59H1V58H0ZM39 59H40V58H39ZM82 59H81V61H82ZM88 59H89V58H87V61H86V60H84V61H85V62L90 61V60H88ZM203 59H204V58H202V60H203ZM206 59H207V57H206ZM3 60H4V59H3ZM6 60H7V58H6ZM6 60H4V61H6ZM10 60H11V59H9V61H10ZM18 60H19V59H18ZM36 60L38 61V59H36ZM42 60H43V59H42ZM60 60H61V59H60ZM67 60H69V61H66V62L69 63V62L72 60V58H71V60L67 58ZM91 60H92V58H91ZM162 60H163V59H162ZM214 60H215V59H214ZM232 60H233V59H231V61H232ZM19 61H20V60H19ZM21 61H20V62H21ZM40 61H41V60H40ZM40 61H39V62H40ZM72 61H73V60H72ZM196 61H197V60H196ZM198 61H199V60H198ZM200 61H201V59H200ZM200 61H199L198 64L196 63L197 65H195V72H194L195 74H201V75H207V74H209V75H211L212 73L217 72V70L219 71V69H217V68H212L213 66H212L211 63L213 62V60H212V62H211V60H210V64H211L212 67H211V66H208L209 64H208V65L206 64L207 61H206V62H204L205 60H204V61H201V62H200ZM208 61H209V60H208ZM223 61H224V60H223ZM233 61H234V60H233ZM254 61H255V60H254ZM1 62H2V61H1ZM13 62H14V61H13ZM13 62H12V63H13ZM27 62H28V61H26V60L24 59V65H25V63H27ZM35 62H36V61H35ZM62 62H63V61H62ZM96 62H97V61H96ZM177 62H178V61H177ZM177 62H176V63H177ZM180 62H181V61H180ZM191 62H192V61H191ZM234 62H235V61H234ZM238 62H239V61H238ZM243 62H244V61H243ZM5 63H7V62H5ZM5 63H3V64L6 66ZM10 63H11V62H10ZM18 63H19V62L16 61L15 64L17 65ZM28 63H29V62H28ZM40 63H41V62H40ZM63 63H65V62H63ZM63 63H61V64H63ZM80 63H81V62H80ZM80 63H79V64H80ZM82 63H83V61H82ZM153 63H154V62H153ZM173 63H174V62H173ZM178 63H179V62H178ZM240 63H241V62H240ZM250 63H251V62H250ZM262 63H263V62H262ZM66 64H67V63H65V66H66ZM71 64H72V63H71ZM71 64H70V65H71ZM74 64H75V63H74ZM87 64H88V67H89V68L93 66V65H92V66H89V63H87ZM108 64H109V63H108ZM216 64H217V63H215L214 65L216 66ZM226 64H227V63H226ZM229 64H230V63H229ZM242 64H243V63H242ZM259 64H260V63H259ZM22 65H23V64H22ZM59 65H60V62H59ZM59 65H58V67H59ZM63 65H64V64H63ZM63 65H62V66H63ZM67 65H69V64H67ZM72 65H73V64H72ZM80 65H82V64H80ZM84 65H86V64L84 63ZM161 65H162V64H161ZM161 65H160V66H161ZM173 65L178 66V65L175 64V63H174ZM238 65H239V64H238ZM244 65H245V64H244ZM252 65H253V63H252ZM254 65H256V63H255ZM8 66H9V63H8ZM8 66H7V67H8ZM39 66H40V65H39ZM53 66H54V64H53ZM62 66H61V67H62ZM65 66H64V67H65ZM74 66H75V65H74ZM82 66H83V65H82ZM86 66H87V65H86ZM86 66H85V67H86ZM165 66H166V65H165ZM170 66H171V65L169 64V67H170ZM175 66H174V67H175ZM205 66H208L209 68H208V67L205 68ZM248 66H249V65H248ZM19 67H20V66H19ZM21 67H22V66H21ZM42 67H43V66H42ZM58 67H57V68H58ZM64 67H62V68H64ZM75 67H76V66H75ZM88 67H87V68H88ZM216 67H217V66H216ZM219 67H220V66H219ZM219 67H218V68H219ZM0 68L2 69L3 66H1ZM8 68L12 69L13 67H12V68H11V67H8ZM8 68H7V69H8ZM22 68H23V67H22ZM55 68H56V65H55ZM82 68H83V67H82ZM96 68H97V67H96ZM172 68H173V66H172ZM172 68H170V69H172ZM179 68H180V66H179ZM237 68H239V67H237ZM240 68H241V67H240ZM244 68H245V67H244ZM10 69H9V70H10ZM15 69H16V66H15ZM58 69H60V67H59ZM92 69H94V66H93ZM99 69H100V68H99ZM118 69H119V68H118ZM170 69H168V70H170ZM174 69H175V68H174ZM223 69H224V68H223ZM3 70H6V69H3ZM9 70H8L7 72H9ZM20 70H22V69H20ZM23 70H24V68H23ZM63 70H64V69H63ZM74 70H75V69H74ZM78 70H79V69H78ZM88 70H89V69H88ZM113 70H114V69H113ZM221 70H222V68H221ZM14 71H15V70H14ZM14 71H12V72H14ZM55 71H57V70H55ZM60 71H62V69H60ZM81 71H82V70H81ZM84 71H86V70H84ZM97 71H98V69H97ZM97 71H96V73H97ZM180 71H181V70H180ZM258 71H259V70H258ZM260 71H261V70H260ZM260 71H259V72H260ZM25 72H26V71H25ZM64 72H65V71H64ZM87 72H88V71H87ZM140 72H141V71H140ZM192 72H193V71H192ZM243 72H244V71H243ZM3 73H4V72H2V71L0 70V75H4ZM5 73H6V71H5ZM55 73H56V72H55ZM66 73H67V72H66ZM79 73H80V72H79ZM99 73H100V72H99ZM228 73H229V72H228ZM9 74H10V73H9ZM9 74H6L5 76H8ZM12 74H13V73H12ZM14 74H15V73H14ZM22 74H23V71H22ZM56 74H59V73H56ZM86 74H87V73H86ZM252 74H253V73H252ZM254 74H256V73L254 72ZM16 75H17V74H16ZM19 75H20V73H19ZM24 75H25V74H24ZM24 75H22V76L24 77ZM60 75H61V74H60ZM62 75H63V74H62ZM64 75H65V74H64ZM67 75H68V74H67ZM170 75H171V74H170ZM212 75H213V74H212ZM214 75H215V74H214ZM240 75H241V74H240ZM249 75H250V74H249ZM9 76L12 77L11 75H9ZM9 76L6 77V78H9ZM20 76H21V75H20ZM26 76H27V75H26ZM26 76H25V77H26ZM35 76H36V75H35ZM57 76H58V75H57ZM196 76H197V75H196ZM198 76H199V75H198ZM254 76H255V75H254ZM14 77L16 78V76H14ZM37 77H38V76H37ZM64 77H66V76H64ZM64 77L61 78L62 80H60V81L63 82ZM67 77H68V76H67ZM70 77H71V76H70ZM88 77H89V76H88ZM90 77H91V76H90ZM172 77H173V76H172ZM177 77H178V76H177ZM193 77H195V76H193ZM201 77H202V76H201ZM259 77H260V75H259ZM1 78H2V77H1ZM3 78H4V77H3ZM12 78H13V77H12ZM26 78H27V77H26ZM59 78H60V76H59ZM169 78H170V77H169ZM222 78H223V76H222ZM9 79H10V78H9ZM22 79H23V78H22ZM67 79H68V78H67ZM172 79H173V78H172ZM250 79H251V78H250ZM12 80H13V79L10 80L11 83H13ZM58 80H59V79H58ZM65 80H66V79H65ZM78 80H79V79H78ZM78 80H77V81H78ZM127 80H128V79H127ZM176 80H177V79H176ZM195 80H196V79H195ZM245 80H246V79H245ZM5 81H6V80H5ZM17 81H18V80H17ZM21 81H22V80H21ZM79 81H80V80H79ZM199 81H200V80H199ZM235 81H236V80H235ZM1 82H2V81H1ZM50 82H51V81H50ZM67 82H68V81H67ZM67 82L65 81V83H67ZM83 82H84V81H83ZM243 82H244V81H243ZM245 82H246V81H245ZM3 83H4V82H3ZM9 83H10V82H9ZM14 83H15V81H14ZM56 83H57V82H56ZM63 83H64V82H63ZM65 83H64V84H65ZM81 83H82V82H81ZM85 83H86V82H85ZM90 83H92V82H90ZM131 83H132V82H131ZM176 83H177V82H176ZM228 83H229V82H228ZM4 84H5V83H4ZM17 84H19V83H17ZM21 84H23V83H21ZM24 84H25V83H24ZM24 84H23V85H24ZM44 84H45V83H44ZM47 84H48V83H47ZM59 84H60V82H59ZM59 84H57L56 86L58 87ZM77 84H78V83H77ZM94 84H95V83H94ZM129 84H130V83H129ZM177 84H178V83H177ZM182 84H183V83H182ZM182 84H181V85H182ZM0 85H1V84H0ZM2 85H3V84H2ZM25 85H26V84H25ZM41 85H42V84H41ZM112 85H113V84H112ZM179 85H180V84H179ZM179 85H178V86H179ZM181 85H180V86H181ZM3 86H4V85H3ZM3 86H2V88H3ZM168 86H169V85H168ZM191 86H192V85H191ZM10 87H11V86H10ZM16 87H17V86H16ZM46 87H47V86H46ZM54 87H55V86H54ZM64 87H66V86H64ZM69 87H71V86L68 84V86H67L66 88H69ZM93 87H94V86H93ZM175 87H176V85H175V86H171L170 90L168 91L169 95H172L174 92H176V88H175ZM185 87H186V86H185ZM229 87H230V86H229ZM240 87H241V86H240ZM27 88H28V87H27ZM55 88H56V87H55ZM61 88H62V87H61ZM61 88H60V89H61ZM174 88H175V89H174ZM178 88H179V87H178ZM183 88H184V87H183ZM17 89H18V88H17ZM62 89H64V88H62ZM79 89H80V88H79ZM82 89H83V88H82ZM96 89H97V88H96ZM100 89H101V88H100ZM119 89H120V88H119ZM133 89H135V88H133ZM173 89H174V90H173ZM179 89H180V88H179ZM240 89H241V88H240ZM48 90H49V89H48ZM56 90H59V87H58V89L56 88ZM64 90H66V89H64ZM68 90L71 91L72 89L69 88ZM68 90H66V91H68ZM87 90H88V89H87ZM90 90H91V89H90ZM92 90L94 91L95 89H92ZM183 90H184V89H183ZM3 91H4V90L2 89V94L4 93ZM60 91H63V90H60ZM66 91H64V93H65ZM78 91H80V90H78ZM81 91H82V90H81ZM88 91H89V90H88ZM123 91H124V90H123ZM244 91H245V90H244ZM5 92H6V91H5ZM41 92H42V91H41ZM83 92H84V91H83ZM94 92H95V91H94ZM94 92H93V94H95ZM97 92H98V93H101V90H100V91H97ZM97 92H96V94H98ZM103 92H104V91H103ZM241 92H242V91H241ZM263 92H264V91H263ZM76 93H78V92H76ZM125 93H126V92H125ZM168 93H167V94H168ZM227 93H228V92H227ZM235 93H236V92H235ZM249 93H250V92H249ZM8 94H9V93H8ZM61 94H62V93H61ZM192 94H193V93H192ZM3 95H4V94H3ZM78 95H79V94H78ZM81 95H82V94H81ZM81 95H79V96H80V99L82 98ZM87 95L89 96V94H87ZM90 95H92V93H91ZM98 95H99V94H98ZM116 95H117V94H116ZM175 95H176V94H175ZM229 95H230V94H229ZM241 95H242V94H241ZM22 96H23V95H22ZM62 96H63V94H62ZM82 96H83V95H82ZM88 96H87V97H88ZM95 96H97V95H95ZM95 96H94V97H95ZM120 96H121V95H120ZM172 96H173V95H172ZM180 96H181V95H180ZM29 97H30V96H29ZM74 97H75V96H74ZM157 97H158V96H157ZM170 97H171V96H169L168 99H169ZM236 97H237V96H236ZM238 97H239V95H238ZM35 98H36V97H35ZM40 98H41V97H40ZM63 98H65V97L63 96ZM63 98H62V99H63ZM108 98H109V97H108ZM155 98H156V96H155ZM158 98H159V97H158ZM42 99H43V98H41V100H42ZM114 99H115V98H114ZM159 99H160V98H159ZM185 99H186V98H185ZM18 100H19V99H18ZM108 100H109V99H108ZM233 100H234V98H233ZM249 100H250V99H249ZM82 101H83V100H82ZM82 101H80V102L82 103ZM85 101H86V100H85ZM85 101H83V102H85ZM87 101H88V99H87ZM171 101L174 102V100H171ZM224 101H225V100H224ZM35 102H38V101H35ZM41 102H42V101H41ZM41 102H40V103H41ZM89 102H90V101H89ZM138 102H139V101H138ZM237 102H238V101H237ZM40 103H38V104H40ZM44 103H46V102H42L41 104H44ZM85 103H86V102H85ZM102 103H103V102H102ZM136 103H137V102H136ZM171 103H172V102H171ZM175 103H176V102L172 103L173 106H176V105H174ZM222 103H223V102H222ZM239 103H240V102H239ZM19 104H20V103H19ZM19 104H18V106H19ZM86 104H87V103H86ZM94 104H95V103H94ZM100 104H101V103H100ZM45 105H46V104H45ZM65 105H66V104H65ZM79 105H80V104H79ZM112 105H113V104H112ZM242 105H244V104H242ZM21 106H22V105H21ZM26 106H27V105H26ZM30 106H31V105H30ZM40 106H41V105H40ZM102 106H103V105H102ZM246 106H247V105H246ZM106 107H107V106H106ZM167 107H168V106H167ZM234 107H235V106H234ZM244 107H245V106H244ZM34 108H35V107H34ZM34 108H33V109H34ZM43 108H44V107H43ZM51 108H52V107H51ZM107 108H108V107H107ZM169 108H170V107H169ZM217 108H218V107H217ZM232 108H233V107H232ZM232 108H231V109H232ZM4 109H5V108H4ZM6 109H7V108H6ZM23 109H24V108H23ZM28 109H29V108H28ZM28 109L26 108V110H28ZM30 109H32V108H30ZM77 109H78V108H77ZM113 109H114V108H113ZM134 109H135V107H134ZM166 109H167V108H166ZM10 110H11V109H10ZM49 110H50V109H49ZM51 110H52V109H51ZM81 110H82V109H81ZM88 110H89V109H88ZM176 110H177V108H176ZM42 111H43V110H42ZM45 111H46V110H45ZM45 111H44V112H45ZM89 111H90V110H89ZM165 111H166V110H165ZM165 111H164V112H165ZM3 112H5V111L3 110ZM12 112H13V110H12ZM12 112H11V114H12ZM37 112H38V111H37ZM46 112H47V111H46ZM180 112H181V111H180ZM6 113H7V112H5V114H6ZM14 113H15V112H14ZM25 113H26V112H25ZM42 113H43V112H42ZM48 113H49V112H48ZM48 113H47V115H48ZM166 113H167V115H168V118H167L168 120H167V122L170 121L171 124L174 125V122L176 121V119H177V117H178L179 114L175 112V108H174V107H172V109L169 110V111L167 110ZM166 113H164V117H166V115H165ZM193 113H194V112H193ZM7 114H8V113H7ZM17 114H18V112L16 111V115H17ZM52 114H53V113H52ZM85 114H86V113H85ZM88 114H89V113H88ZM131 114H132V113H131ZM162 114H163V113H162ZM225 114H227V113H225ZM9 115H10V114H9ZM32 115H33V114H32ZM50 115H51V114H50ZM50 115H49V116H50ZM102 115H103V114H102ZM223 115H224V114H223ZM229 115H230V114H229ZM25 116H26V115H25ZM37 116H38V115H37ZM41 116H42V115H41ZM90 116H91V115H90ZM92 116H93V115H92ZM99 116H100V115H99ZM103 116H104V115H103ZM103 116H102V117H103ZM105 116H106V115H105ZM116 116H117V115H116ZM123 116H125V117L127 118V117L129 116V114H127V115H123ZM132 116H133V115H132ZM160 116H161V115H160ZM217 116H218V115H217ZM230 116H231V115H230ZM230 116H229V117H230ZM3 117H5V116H3ZM11 117H12V115L10 116V119H11ZM13 117H14V116H13ZM16 117H17V116H15V120H16ZM30 117H31V116H30ZM93 117H94V116H93ZM117 117H118V118H116V119H117V120H116V123H118L117 121H119V120H118V119H119V116H117ZM125 117H124V118H125ZM183 117H184V116H183ZM188 117H189V116H188ZM205 117H206V116H205ZM7 118H9V117L6 116L5 120H6ZM22 118H25V117L23 116ZM32 118H33V117H32ZM38 118H39V117H38ZM94 118H95V117H94ZM94 118H93V119H94ZM99 118H100V117H99ZM121 118H123V117H121ZM126 118L123 119L124 122H122V123H127V122H128V121H126ZM180 118H181V117H180ZM190 118H191V117H190ZM2 119H3V118H2ZM12 119H13V118H12ZM12 119H11V120H12ZM36 119H37V118H36ZM47 119H48V117H47ZM103 119H104V118H103ZM103 119H102V120H103ZM113 119H115V118H113ZM128 119L130 120V117H129ZM128 119H127V120H128ZM188 119H189V118H188ZM188 119H187V122H190V120L188 121ZM191 119H192V118H191ZM210 119H211V118H210ZM227 119H228V118H227ZM13 120H14V119H13ZM17 120H19V117L17 118ZM20 120H21V119H20ZM28 120H29V117H28ZM97 120H98V119H97ZM99 120H101V119H99ZM105 120H106V119H105ZM105 120H104V122H105ZM120 120L123 121L122 119H120ZM207 120H208V119H207ZM221 120H222V119H221ZM223 120H224V118H223ZM231 120L233 121V119H231ZM231 120H230V121H231ZM7 121H10V120H7ZM7 121H6V122H7ZM21 121H22V120H21ZM41 121H42V120H41ZM50 121H51V120H50ZM109 121H110V120H109ZM111 121H112V119H111ZM111 121L108 122V123H110V124L113 123V124H114L115 121H114V120H113L114 122H111ZM121 121H119V124L121 123ZM196 121H197V120H196ZM228 121H229V119H228ZM17 122H19V121H16V122H15V123H16V126H17V124H18ZM39 122H40V121H39ZM39 122H38V123H39ZM56 122H57V121H56ZM101 122H102V121H101ZM167 122H166V123H167ZM235 122H236V121H235ZM254 122H255V121H254ZM9 123H10V122H9ZM11 123H12V122H11ZM19 123H20V122H19ZM25 123H26V121H25ZM29 123H30V122H29ZM51 123H52V122H51ZM98 123H99V122H98ZM116 123H115V124H116ZM139 123H140V122H139ZM190 123H191V122H190ZM20 124H21V123H20ZM20 124H18V125H20ZM23 124H24V123H23ZM36 124H37V122H36ZM64 124H65V123H64ZM94 124H95V123H94ZM110 124H109V125H110ZM115 124H114V125L111 124L110 126H115ZM136 124H138V123H136ZM168 124H169V123H167L166 126H167ZM224 124H225V123H224ZM233 124H234V123H233ZM21 125H22V124H21ZM47 125H48V124H47ZM66 125H67V124H66ZM122 125H123V124H122ZM183 125H184V124H183ZM217 125H218V124H217ZM38 126H39V125H38ZM43 126H44V125H43ZM62 126H63V125H62ZM97 126H98V125H97ZM97 126H96V127H97ZM169 126H170V124H169ZM178 126H179V125H178ZM181 126H182V125H181ZM181 126H180V129H181ZM189 126H190V125H189ZM202 126H203V125H202ZM40 127H41V126H40ZM56 127H57V126H56ZM66 127H67V126H66ZM140 127H141V126H140ZM182 127H183V126H182ZM186 127H187V126H186ZM93 128H94V127H93ZM93 128H92V129H93ZM158 128H159V130H160V129H162V130H164V131L167 130L166 127L164 128V127H159V126H158ZM163 128H164V129H163ZM213 128H214V127H213ZM228 128H229V127H228ZM39 129H40V128H39ZM47 129H48V128H47ZM103 129H104V128H103ZM105 129H106V128H105ZM109 129H110V128H109ZM109 129H108V130H109ZM117 129H118V128H117ZM117 129H116V130H117ZM165 129H166V130H165ZM187 129H188V128H187ZM40 130H41V129H40ZM40 130H39V131H40ZM64 130H65V129H64ZM94 130H95V129H94ZM106 130H107V129H106ZM118 130H119V129H118ZM178 130H179V129H178ZM182 130H183V129H182ZM14 131H15V130H14ZM36 131H37V130H36ZM92 131H93V130H92ZM127 131H128V130L125 131V134H126V135H127V134H130V135L127 136V139H128V138H130V139H131V138H136L137 135L139 134L138 131L136 132V133H138L137 135L135 134V132H132V131H134V130H132V131L130 130L131 133H126ZM217 131H218V130H217ZM246 131H247V130H246ZM251 131H252V130H251ZM251 131H250V129H249L248 132H251ZM116 132H117V131H116ZM121 132H122V131H120L119 133H121ZM128 132H129V131H128ZM157 132H161V131H157ZM157 132H156V133H157ZM190 132H191V131H190ZM259 132H260V131H259ZM41 133H42V131H41ZM95 133H96V132H95ZM112 133H114V132H112ZM119 133L117 132V134H119ZM262 133H263V132H262ZM14 134H15V133H14ZM33 134H34V133H33ZM97 134H98V133H97ZM117 134H116V135H117ZM122 134H124V133H121V134H119V135L123 136ZM140 134L142 135V133H140ZM152 134H153V133H152ZM154 134H155V133H154ZM161 134H163V133H161ZM165 134H166V133H164V136H165ZM176 134H177V133H176ZM250 134H251V133H250ZM55 135H56V134H55ZM103 135H104V133H103ZM116 135H114V136L116 137ZM178 135H179V134H177V136H178ZM224 135H225V134H224ZM254 135L256 136L257 134H254ZM12 136H13V135H12ZM16 136H17V135H16ZM16 136H15V137H16ZM56 136H57V135H56ZM58 136H59V135H58ZM92 136H93V135H92ZM96 136H97V135H96ZM96 136L94 135V137H96ZM98 136H99V135H98ZM114 136H113V138H114ZM121 136H120V138H121ZM148 136H149V135H148ZM148 136H146L147 141L149 140V139H148ZM157 136H158V133H157ZM166 136H169V137H167V138H165V139H168V138H169L168 140L171 139L172 141H173V138H175V136H174L173 133H170L169 135L167 134ZM180 136H181V135H180ZM196 136H197V135H196ZM213 136H214V135H213ZM225 136H226V135H225ZM262 136H263V135H262ZM262 136H261V137H262ZM29 137H30V136H29ZM36 137H37V136H36ZM44 137H45V136H44ZM64 137H65V136H64ZM109 137H110V136H109ZM117 137H118V139H119V136H118V135H117ZM143 137H144V136H142V138H143ZM160 137H161V136H160ZM218 137H219V136H218ZM243 137H244V136H243ZM38 138H39V137H38ZM47 138H48V137H47ZM96 138H97V137H96ZM98 138H99V137H98ZM98 138H97V139H98ZM101 138H103V137H101ZM101 138H100V139H101ZM140 138H141V136H140ZM140 138H139V139H140ZM157 138H158V137H157ZM241 138H242V137H241ZM241 138H239V139H241ZM104 139H105V138H104ZM111 139H112V138H111ZM146 139H143V140H146ZM162 139H163V138H162ZM162 139H161V140H162ZM180 139H181V138H180ZM258 139H259V138H258ZM40 140H41V139H40ZM53 140H54V139H53ZM98 140H99V139H98ZM98 140H97V141H98ZM120 140H121V139H120ZM132 140H133V139H132ZM137 140H138V138H137ZM143 140H141V145H138V146L134 147V146H132V145L130 146V144H128V141H129V139H128V141H126V144H127V145H126V144L121 145L122 147L120 146L118 150H120V148H123V146H124V148H127V146H128V148H132V149H133V147H134V149L136 150V153H137V154H139V153L137 152V150H139V149H140L141 151L143 150V152H141L140 154H141V155L143 154L144 156L142 155V157L147 159V157L149 156V154H150L152 151H151L150 153H148L149 151L147 150V147H149L150 145L147 144V146H146L145 142H147V141L143 142ZM156 140H157V139H156ZM168 140H167V141H168ZM174 140H175V139H174ZM182 140H183V138H182ZM214 140H215V139H214ZM38 141H39V140H38ZM42 141H43V140H42ZM62 141H63V140H62ZM95 141H96V140H95ZM111 141H112V140H111ZM139 141H140V140H139ZM153 141H155V140H153ZM210 141H211V140H210ZM250 141H251V140H250ZM253 141H254V139H253ZM100 142H101V141H100ZM121 142H122V141H121ZM124 142H125V141H124ZM124 142H123V143H124ZM129 142H130V141H129ZM134 142H135V141H134ZM137 142H138V141H137ZM157 142L159 143L158 140H157ZM164 142H165V141H164ZM164 142L162 141L160 145L163 146V145L165 144ZM169 142H170V141H169ZM186 142H188V141H186ZM13 143H14V142H13ZM92 143H93V142H92ZM106 143H107V142H106ZM116 143H117V141H116ZM123 143H122V144H123ZM135 143H136V142H135ZM138 143H139V142H138ZM152 143H153V142H152ZM152 143H151V144H152ZM155 143H156V142H155ZM155 143H154L153 145H155ZM163 143H164V144H163ZM177 143H178V142H177ZM218 143H219V142H218ZM242 143H243V142H242ZM47 144H48V143H47ZM51 144L53 145V143H51ZM118 144L120 145L121 143L119 142ZM118 144H117V145H118ZM132 144H133V143H132ZM166 144H167V143H166ZM221 144H222V143H221ZM253 144H254V143H253ZM258 144H259V143H258ZM59 145H60V144H59ZM64 145H65V144H64ZM82 145H83V144H82ZM100 145H101V143H100ZM103 145H104V144H103ZM125 145H126V147H125ZM133 145H135V144H133ZM158 145H159V144H158ZM169 145H170V144H169ZM176 145H177V144H176ZM176 145H172V146L175 147ZM188 145H189V143H188ZM227 145H228V144H227ZM65 146H66V145H65ZM165 146H167V145H165ZM18 147H19V146H18ZM157 147H158V146H157ZM163 147H164V146H163ZM223 147H224V146H223ZM56 148H57V146H56ZM104 148H105V147H104ZM212 148H213V147H212ZM220 148H221V147H220ZM256 148H257V147H256ZM51 149H52V148H51ZM67 149H68V148H67ZM98 149H99V148H98ZM101 149H102V148H101ZM196 149H197V148H196ZM222 149H223V148H222ZM237 149H238V148H237ZM237 149H236V150H237ZM248 149H249V148H248ZM37 150H38V149H37ZM154 150H155V149H154ZM214 150H215V149H214ZM236 150H235V151H236ZM239 150H240V149H239ZM46 151H47V150H46ZM52 151H53V150H52ZM121 151H122V153H123V150H122V149H121ZM124 151H126V152L129 153V151H131V150L129 149V151H127V150H124ZM133 151H134V150H133ZM133 151H131L132 154H134ZM147 151H148V152H147ZM257 151H258V149H257ZM68 152H69V151H68ZM139 152H140V151H139ZM253 152H254V151H253ZM258 152H259V151H258ZM263 152H264V151H263ZM7 153H9V152H7ZM98 153H99V152H98ZM118 153L120 154V152H118ZM122 153L120 154V156H121L122 159H124V160L121 161L122 159H120V161H121L122 163H127V162H126V158L124 157L125 154L122 156ZM215 153H216V152H215ZM217 153H218V152H217ZM220 153H221V152H220ZM48 154H49V152H48ZM70 154H71V153H70ZM126 154H127V153H126ZM129 154H130V153H129ZM132 154H130V156H131ZM158 154H159V153H158ZM158 154H157V155H158ZM161 154H162V153H161ZM222 154H223V153H222ZM249 154H250V153H249ZM249 154H248V155H249ZM11 155H12V154H11ZM154 155H155V154H154ZM244 155H245V154H244ZM248 155H247V156H248ZM60 156H61V155H60ZM98 156H99V155H98ZM125 156H128V157H129V155H125ZM155 156H156V155H155ZM204 156H205V155H204ZM9 157H10V156H9ZM108 157H109V156H108ZM115 157H116V156H115ZM121 157H120V158H121ZM123 157H124V158H123ZM132 157H133V156H132ZM134 157H135V156H134ZM134 157H133V158H134ZM150 157L153 158V155H150V156H149V159H150ZM249 157H250V156H249ZM10 158H11V157H10ZM136 158H139V156H138V157L136 156ZM246 158H247V157H246ZM7 159H8V158H7ZM172 159H173V158H172ZM216 159H217V157H216L215 155H213V154H211V155L209 154V155H207V157H204V159H201V162L199 163V165H198L197 168H196L197 173H198L199 175H200V174L203 175V176H201V177H204L205 175L209 174V171H210L212 168H207L206 166H208L210 163L213 164V163L216 161ZM241 159H242V158H241ZM247 159H248V158H247ZM258 159H259V158H258ZM118 160H119V158H118ZM128 160H130L131 162H133V159H132V158H130V159L128 158L127 161H128ZM140 160H143V159H140ZM151 160L155 161L154 158L151 159ZM151 160H150V161H151ZM158 160L160 161V160H162V159H158ZM196 160H197V159H196ZM245 160H246V159H245ZM51 161H54V159H53V160L51 159ZM55 161H57V160L55 159ZM98 161H99V160H98ZM106 161H107V160H106ZM115 161H117V160H115ZM144 161H145V160H144ZM144 161H143V163H144ZM156 161H157V157H156ZM156 161H155V162H156ZM159 161H158V162H159ZM255 161H256V160H255ZM48 162H50V161H48ZM108 162H110V161H107V163H108ZM118 162H119V161H118ZM121 162H120V163H121ZM128 162H129V161H128ZM139 162H140V161H139ZM139 162H137V163H139ZM145 162H146V161H145ZM147 162H149V161H147ZM217 162H218V161H217ZM258 162H259V163L255 164V165H254V163H252V165H254V166H251V167L247 170L248 172H247V174H245V177H244V178H241V177H243L242 175L238 176L239 178H241V180H239L238 182H237V179L235 180L236 182L232 180L231 183H228V181H225V182L222 183V185H220L219 187H216V188H214V189L212 188L211 191H208L207 196L205 197V199H203V200H201V202H199L198 207H197V206L195 207L194 204H193V206L195 207L196 210L194 209V207L189 208V209H181V210H178V209H177L178 211L174 214L175 217H172V218L167 219V221H165L164 224L162 223L161 227L164 229V228H166V225H167V227H168V226H170V225H172V224H174V223H176V222H178V221H180V220H182V219H184V218H186V217H188V216H190V215H192V214H194V213L200 211L201 209H205V208H207V207H209V206H211V205H213V204H215V203H217V202H219V201L225 199L226 197L230 196L231 194H233L234 192H236L237 190H239L240 188H242V187L247 183V181L249 182L253 177H255L257 174H259L261 171H263V169H264V158H262L261 161H258ZM112 163H113V160H112ZM120 163H119V164H120ZM133 163H134V162H133ZM149 163H150V162H149ZM51 164H54V163H52V162L49 163V165H51ZM100 164H101V163H100ZM105 164H106V162H105ZM127 164H129V163H127ZM139 164L141 165V162H140ZM145 164H146V163H145ZM154 164H155V163H154ZM157 164H158V163H157ZM163 164H164V162H163ZM171 164H172V163H171ZM219 164H220V163H219ZM67 165H68V164H67ZM87 165H88V164H87ZM90 165H91V164H90ZM90 165H89V166H90ZM120 165H121V164H120ZM122 165H123V164H122ZM122 165H121V166H122ZM129 165H130V164H129ZM140 165H138L139 167L137 166L138 168L136 167V168L138 169V171H139V169L142 167L143 164H142L141 166H140ZM146 165H148V164H146ZM146 165H144V168L147 167ZM149 165H150V164H149ZM165 165H166V162H165ZM213 165H214V164H213ZM73 166H74V165H73ZM101 166H102V165H101ZM108 166H109V167H108ZM110 166H111V163L108 164V165H106V167H108L109 169H110ZM114 166H116V164H115ZM125 166H126V165H125ZM125 166H124V167H125ZM170 166H171V165H170ZM222 166H223V165H222ZM46 167H47V166H46ZM49 167H52V168H53V166H49ZM49 167H48V170H49ZM54 167H55V166H54ZM75 167H76V166H75ZM129 167H130V166H129ZM131 167H132V166H131ZM151 167H152V166H151ZM151 167H150V168H151ZM216 167H217V166H216ZM216 167H215V168H216ZM26 168H27V166H26ZM52 168H51V169H52ZM62 168H63V167H62ZM62 168H61V170H62ZM66 168H67V167H66ZM102 168H103V167H102ZM127 168H128V167H127ZM133 168H134V167H133ZM133 168H132V169H133ZM165 168H166V167H165ZM170 168H171V167H170ZM176 168H177V167H176ZM181 168H182V167H181ZM56 169H57V168H56ZM56 169H55V171L58 170V169H57V170H56ZM59 169H60V168H59ZM94 169H95V168H94ZM98 169H99V168H98ZM98 169H97V170H98ZM129 169H130V168H129ZM163 169H164V168H163ZM48 170H47V171H48ZM53 170H54V169H53ZM61 170H59V171H61ZM89 170H90V169H89ZM99 170H100V169H99ZM130 170H131V169H130ZM130 170H129V171H130ZM140 170H142V169H140ZM144 170L146 171L147 169H144ZM164 170H165V169H164ZM168 170H169V169H168ZM45 171H46V170H45ZM47 171H46V172H47ZM50 171H51V170H50ZM59 171H58V172H59ZM108 171H109V170H108ZM112 171H113V170H112ZM116 171H118V170H116ZM133 171L136 172L137 170L135 169V170H133ZM138 171H137V172H138ZM150 171H151V170H150ZM150 171H149V172H150ZM170 171H171V170H170ZM172 171H173V167H172ZM172 171H171V172H172ZM58 172H57V173H58ZM63 172H64V169H63ZM84 172H85V170H84ZM102 172H105V170H104V171L102 170ZM120 172H121V171H120ZM125 172H126V171H125ZM137 172H136V173H137ZM140 172H141V171H140ZM140 172H139V174H141ZM147 172H148V171H147ZM149 172H148V173H149ZM152 172H153V170H152ZM155 172H156V171H155ZM47 173H49V172H47ZM47 173H46V174H47ZM50 173H51V172H50ZM53 173H54V171H53ZM53 173H52V174H53ZM55 173H56V172H55ZM59 173H60V172H59ZM59 173H58V174H59ZM93 173H94V172H93ZM96 173H97V172H96ZM98 173H99V172H98ZM98 173H97V174H98ZM112 173H115V172H112ZM116 173H117V172H116ZM116 173H115V174H116ZM128 173H130V172H128ZM128 173H127V174H128ZM143 173H144V171H143ZM143 173H142V174H143ZM145 173H146V172H145ZM156 173H159V171L156 172ZM156 173H155V174H156ZM160 173H162V172H160ZM166 173H167V172H166ZM181 173H182V172H181ZM186 173H187V172H186ZM194 173H195V172H194ZM52 174H51V176H53ZM58 174H57V176H59ZM77 174L79 175V172H78ZM108 174H109V173H108ZM118 174H119V171H118ZM122 174H123V173H122ZM139 174H135V173H134V175H139ZM149 174H150V173H149ZM167 174H168V173H167ZM5 175H6V174H3L1 177H2V178H3V177L5 178ZM48 175H49V174H48ZM81 175H82V174H81ZM104 175H106V174H104ZM109 175H110V174H109ZM146 175H148V174H146ZM146 175L143 174L144 177H142V175H141V176H136V177H137V178H140V179H141V177H142V178L144 179ZM162 175H163V173H162ZM181 175H182V174H181ZM187 175H188V174H187ZM11 176H13V175H11ZM11 176L6 175L7 179H9V177H10V180H11ZM45 176H46V175H45ZM82 176H83V175H82ZM85 176H86V175H85ZM85 176H83V177H85ZM114 176H115V175H114ZM114 176H113V177H114ZM163 176H164V175H163ZM166 176H167V175H166ZM182 176H183V175H182ZM210 176H211V175H210ZM107 177H109V176H107ZM136 177H135V178H136ZM149 177H150V176H149ZM195 177H196V176H195ZM208 177H209V176H208ZM211 177H213V176H211ZM211 177H209V178H211ZM214 177H215V176H214ZM45 178H46V177H44V179H45ZM50 178H52V177H50ZM50 178H49V179H50ZM54 178H55V177H54ZM91 178H92V177H91ZM116 178H117V177H116ZM135 178H133L132 181L135 180ZM163 178H164V177H163ZM56 179H57V178H56ZM58 179H59V178H58ZM63 179H64V178H63ZM72 179H73V178H72ZM83 179H84V178H83ZM87 179H88V178H87ZM89 179H90V178H89ZM94 179H95V178H94ZM98 179H99V177H98ZM106 179H107V178H106ZM108 179H109V178H108ZM110 179H111V178H110ZM113 179H115V178H113ZM148 179H149V178H148ZM203 179H204V178H203ZM211 179H212V178H211ZM227 179H228V178H227ZM46 180H47V179H46ZM66 180H67V178H66ZM73 180H76V181H74V182L72 181V184H70V185H71V187H70V189H69L70 191L72 190L71 188H73V186H74V188H75V186H76V182H77L78 179L75 177V179H73ZM81 180H82V179H81ZM92 180H93V179H92ZM102 180H103V179H102ZM115 180H116V179H115ZM136 180H137V179H136ZM138 180H139V179H138ZM149 180H150V179H149ZM153 180H154V179H153ZM155 180H156V179H155ZM162 180H163V179H162ZM13 181H14V180H13ZM50 181H52V180H50ZM70 181H71V180H70ZM70 181H69V182H70ZM95 181H96V179H95ZM106 181H107V180H106ZM129 181H130V180H129ZM139 181L141 182V184H143V183H142L143 181H141V180H139ZM164 181H165V180H164ZM43 182H44V181H43ZM57 182H59V181H57ZM67 182H68V181H67ZM80 182H81V181H80ZM80 182H79V183H80ZM89 182H90V181H89ZM99 182H100V180H99ZM99 182H98V183H99ZM107 182H108V181H107ZM111 182H112V181H111ZM150 182H151V181H150ZM155 182H156V181H155ZM158 182H159V181H158ZM10 183H11V182H10ZM16 183H17V182H16ZM16 183H15V181H14L13 184L11 183L9 186H7V187L5 186V189H2V190H4V191H3V194H0V196L5 194V197L7 196V198L9 199V200L7 199V201L12 202V204H13V202L15 201V199H17L18 197H20L18 194H19L20 192H21L20 194H22V190H23V189H22L21 191L18 190V189H17L18 184H16ZM55 183H56V182H55ZM137 183H138V185H139V182H137ZM144 183H145V182H144ZM151 183H152V182H151ZM59 184H60V183H59ZM77 184H78V183H77ZM100 184L103 185L102 183H100ZM100 184H99V186H100ZM104 184H105V183H104ZM122 184H123V183H122ZM153 184H154V183H153ZM159 184H160V183H159ZM184 184H185V183H184ZM63 185H64V184H63ZM67 185H68V184H67ZM80 185H81V184H80ZM111 185H112V184H111ZM114 185H115V184H114ZM125 185H126V184H125ZM145 185H146V186H144V187H145L144 189H146V187H147V184H146V183H145ZM157 185H158V183H157ZM212 185H213V184H212ZM212 185H211V186H212ZM218 185H219V184H218ZM3 186H4V185H3ZM81 186H82V185H81ZM141 186H142V185H141ZM148 186H149V185H148ZM171 186H174V185H171ZM198 186H199V185H198ZM216 186H217V185H216ZM1 187H2V186H1ZM19 187H20V186H19ZM79 187H80V186H79ZM121 187H123V186H121ZM136 187H138V186H136ZM150 187H151V186H150ZM3 188H4V187H3ZM21 188H22V187H21ZM67 188H68V187H67ZM125 188H126V187H125ZM141 188L143 189V187H141ZM147 188H148V187H147ZM172 188H173V187H172ZM172 188H171V189H172ZM19 189H20V188H19ZM61 189H62V188H61ZM77 189H78V188H77ZM77 189H76V190H77ZM88 189H89V188H88ZM148 189H149V188H148ZM152 189H153V188H152ZM152 189H150V191H151ZM157 189H158V188H157ZM2 190H1V191H2ZM109 190H110V189H109ZM109 190H108V191H109ZM123 190H124V189H123ZM139 190H140V189H139ZM19 191H20V192H19ZM23 191H24V190H23ZM58 191H59V190H58ZM102 191H103V190H102ZM128 191H130V189H129ZM128 191H127V192H128ZM145 191H146V190H145ZM166 191H167V190H166ZM166 191H165V192H166ZM170 191H171V190H170ZM172 191H174V190L172 189ZM172 191H171V194H173ZM62 192H63V191H62ZM65 192H66V191H65ZM65 192H64V193H65ZM78 192H79V191H78ZM100 192H101V191H100ZM112 192H113V190H112ZM115 192H116V191H115ZM121 192H122V191H120L119 194H120ZM127 192H126V193H127ZM143 192H144V190H143ZM146 192H147V191H146ZM151 192H153V190H152ZM0 193H1V192H0ZM24 193H25V192H24ZM71 193H72V191H71ZM124 193H125V192H124ZM130 193H131V192H130ZM139 193H142V192L139 191ZM144 193H145V192H144ZM148 193H149V192H148ZM69 194H70V193H69ZM128 194H129V192H128ZM149 194H150V193H149ZM169 194H170V193H169ZM25 195H26V193H25ZM25 195H24V196H25ZM28 195H29V194H28ZM73 195H75V194L73 193ZM98 195H99V194H98ZM115 195H116V194H115ZM121 195H123V194H121ZM132 195H133V194H132ZM140 195H141V194H140ZM146 195H147V193H146ZM99 196H100V195H99ZM101 196H102V195H101ZM118 196H119V195H118ZM134 196H135V195H134ZM137 196H139V195H137ZM154 196H155V195H154ZM5 197L3 196V198H5ZM120 197H121V196H120ZM129 197H132V196L130 195ZM223 197H224V198H223ZM136 198H137V197H136ZM152 198H153V197H152ZM183 198H184V197H183ZM221 198H222V199H221ZM19 199H20V198H19ZM19 199H18V200H19ZM27 199H28V198H27ZM29 199H30V198H29ZM126 199H128V198H126ZM133 199H134V198H133ZM133 199H132V200H133ZM146 199H147V198H146ZM148 199H149V198H148ZM167 199H168V198H167ZM197 199H198V198H197ZM219 199H221V200H219ZM32 200H33V199H32ZM67 200H68V199H66V201H67ZM129 200L132 201L131 199H129ZM129 200H128V202H129ZM163 200H164V199H163ZM163 200H162V201H163ZM175 200H176V199H175ZM178 200H179V199H178ZM218 200H219V201H218ZM16 201H17V200H16ZM122 201H123V200H122ZM134 201H135V200H134ZM134 201H133V202H134ZM216 201H217V202H216ZM27 202H28V200H27ZM114 202H115V201H114ZM123 202H124V201H123ZM125 202H126V201H125ZM173 202H174V201H173ZM214 202H215V203H214ZM28 203H30V202H28ZM68 203H69V202H68ZM76 203H77V202H76ZM104 203H105V202H104ZM126 203H127V202H126ZM126 203H125V204H126ZM135 203H136V202H135ZM161 203H162V202H161ZM19 204H20V203H19ZM127 204H128V203H127ZM127 204H126V205H127ZM138 204H139V203H138ZM157 204H158V203H156L155 206H157ZM167 204H168V203H167ZM195 204H196V203H195ZM197 204H198V203H197ZM75 205H76V204H75ZM119 205H120V204H119ZM139 205H140V204H139ZM10 206H11V205H10V203H9V207H10ZM104 206H105V205H104ZM0 207H1V206H0ZM9 207H8V208H9ZM15 207H16V206H15ZM124 207H125V206H124ZM127 207H128V206H127ZM127 207H126V209H127ZM131 207H132V206H131ZM140 207H141V205H140ZM1 208L3 209V207H1ZM1 208H0V209H1ZM22 208H23V207H22ZM27 208H28V207H27ZM30 208H32V205H31ZM182 208H183V207H182ZM18 209H19V208H17V210H18ZM133 209H134V208H133ZM137 209H138V208H137ZM140 209H141V208H140ZM143 209H144V208H143ZM143 209H142V210H143ZM192 209H194V210H192ZM12 210H14V208H13ZM108 210H109V209H108ZM121 210H122V208H121ZM129 210H130V209H129ZM138 210H139V209H138ZM173 210H174V209H173ZM7 211H8V210H7ZM27 211H28V210H27ZM130 211H131V210H130ZM163 211H164V210H163ZM0 212H2V210H1ZM18 212H19L18 214L14 213V216H15V214H16V216H15V221H13L15 227H17V228H19V227H18V221H19V216H21L20 211H18ZM123 213H124V212H123ZM128 213H129V212H128ZM136 213H137V212H136ZM169 213H170V212H169ZM2 214H3V212H2ZM133 214H134V213H133ZM164 214H165V213H164ZM130 215H131V214H130ZM139 215H140V214H139ZM148 215L150 216V214H148ZM153 215H154V214H153ZM155 215H156V213H155ZM172 215H173V214H172ZM172 215H171V216H172ZM176 215H177V216H176ZM128 216H129V215H128ZM141 216H142V215H141ZM144 217H145V216H144ZM167 217H168V216L166 215V218H167ZM166 218H165V219H166ZM23 219H24V218H23ZM162 219H164V218L162 217ZM162 219H161V220H162ZM13 220H14V219H13ZM141 220H142V219H141ZM136 222H137V221H136ZM153 222H154V221H153ZM170 223H171V224H170ZM168 224H169V225H168ZM11 225H12V224H11ZM14 225H13V226H14ZM159 225H160V224L158 223V225H156V224L153 225L152 228L149 227V228L145 229L144 231L142 230V232L139 231L140 233H139V234H136L137 236L134 235V236H136V239H133V240H131L130 242L127 241V240H125L126 242H125V241H123V242L126 243V244H124V245H122V246H120V247H118V246L116 245L117 243L114 242L113 244L116 245V246H114V247H115L116 249H119V248L124 247V246H126V245H129V244H132V243H134V242H137V241H139V240H141V239H143V238H145V237H147V236H149V235L155 233V231L159 229V228H158V227H160ZM163 226H164V227H163ZM25 227H26V226H25ZM0 228L3 229V228L1 227V225H0ZM6 228H7V227H6ZM137 228H138V227H137ZM141 228H142V227H141ZM1 229H0V230H1ZM29 229H30V228H29ZM6 230H7V229H5V231H6ZM24 230H25L24 228H21V230L18 232L19 236H15V235H13V233H7V231H6V234H5V235L3 234L4 237L2 236V237H3V241H5V242L8 241L7 243H9V242H10V243L13 242V243L10 244V245H12V247H10V248H9V247L6 248V246H5V249H4V247H3V250H4V251L6 250V251H5V253L2 251L4 254L0 253V254H2L1 256H3V255L5 256V254L9 255L10 253L19 254V255H17V256H18V259H17V258H16V259H13V262H15V263H13L11 260H8L11 264H26L27 262H25V260H26L27 255H28V252H27L26 250L30 249L31 247L33 248V247H35V246L37 245V244H35V243H32V241L29 242L28 244H27L26 242L23 241V240H28V241H29L30 239H34V238L31 237L32 235H31L30 232H29V233H30V236H29V235L26 234V232H25ZM160 230H162V229H160ZM160 230H158V231H160ZM10 231H11V230H10ZM28 231H29V230H28ZM28 231H27V232H28ZM158 231H157V232H158ZM100 232H101V231H100ZM0 233L2 234V232H0ZM32 233H33V232H32ZM1 234H0V235H1ZM33 234H34V233H33ZM75 234H76V233H75ZM108 235H109V234H108ZM123 235H124V234H123ZM106 236H107V235H106ZM134 236H133L132 238H134ZM30 237H31V238H30ZM33 237H34V235H33ZM67 237H68V236H67ZM78 237H79V236H78ZM128 237H129V236H128ZM69 238H70V237H69ZM82 238H83V237H82ZM121 238H122V237H121ZM125 238H126V237H125ZM36 239H37V238H36ZM75 239H76V238H75ZM79 239H80V237H79ZM79 239H78V240H79ZM112 239H113V238H112ZM112 239H111V241H112ZM115 239H116V238H115ZM78 240H77V241H78ZM100 240H101V239H100ZM118 240H119V239H117V241H118ZM128 240H129V238H128ZM33 241H34V240H33ZM64 241H65V240H64ZM74 241H75V243L77 242L76 240H74ZM74 241H73V242H74ZM80 241H81V240H80ZM80 241H78V242L82 244V242H80ZM82 241H85V240H82ZM114 241H115V240H114ZM109 242H110V241H109ZM109 242H108V243H109ZM127 242H128V243H127ZM7 243H6V245H7ZM65 243H67L68 247L70 248V249L68 250L69 253H70L71 249H73V248H72V247H73L72 245H74V244L72 243V241H69V240H67V242H65ZM65 243H64V244H65ZM89 243H90V242H89ZM108 243H107V244H108ZM111 243H112V242H111ZM118 243H121V242H118ZM64 244H63V245H64ZM85 244H86V241H85ZM98 244H99V242H98ZM98 244H97V245H98ZM100 244H101V242H100ZM104 244L106 245L105 242H104ZM13 245H15V246H13ZM76 245H77V243H76ZM78 245H79V244H78ZM102 245H103V244H102ZM102 245H101V247H102ZM118 245H119V244H118ZM8 246H9V245H8ZM86 246H87V245H86ZM88 246H89V245H88ZM98 246H99V245H98ZM111 246H112V245H111ZM1 247H2V246H1ZM1 247H0V249H1ZM65 247H66V244H65ZM78 247H79V246H78ZM96 247H97V246H96ZM99 247H100V246H99ZM103 247H104V246H103ZM103 247L100 248V249H103ZM108 247H110V246L108 245ZM117 247H118V248H117ZM76 248H77V246L74 248V250H76ZM105 248H106V247H105ZM34 249H35V248H34ZM34 249H33L32 252H35ZM36 249H38V247H37ZM81 249H82V248H81ZM83 249H84V248H83ZM83 249H82L81 251H83ZM93 249H94V247H93ZM100 249L98 248L97 250H100ZM107 249H108V248H107ZM116 249H112V250H116ZM30 250H31V249H30ZM54 250H55V249H54ZM79 250H80V249H79ZM79 250L77 249V251H79ZM87 250L91 251L92 249L89 248V249H87ZM112 250L109 249V250H106V251H112ZM85 251H86V248H85ZM85 251H84V252H85ZM89 251H88V252H89ZM95 251H96V250H95ZM104 251H105V250H104ZM20 252H21V254H20ZM29 252H30V251H29ZM32 252H30V253H32ZM36 252H37V251H36ZM38 252H39V251H38ZM71 252H74V251L72 250ZM79 252H80V251H79ZM84 252H83V253H84ZM99 252L101 253V251H99ZM74 253H75V252H74ZM74 253H73V255H75ZM83 253H82V252H80V254L77 253V254L75 255V258H76L77 255H78V257H77L78 260H79V258L82 260L83 256H87V255H88V254H87V251H86V254H87V255H85V254H83ZM35 254H36V253H35ZM62 254H63V253H62ZM71 254H72V253H71ZM98 254H99V253H94V254L91 255L89 258H91V257H93V256H95V255H98ZM7 255H6V256H7ZM33 255H34V254H33ZM1 256H0V261L2 260V258H4V256H3L2 258H1ZM35 256H36V255H35ZM35 256H34V257H35ZM32 257H33V256L31 255L30 258H32ZM34 257H33L32 261H31L32 263H33ZM9 258H11V257H9ZM72 258H73V257H72ZM85 258H86V257H85ZM85 258H84V259H85ZM89 258H86V260H88ZM38 259H39V256H38ZM38 259H37V261H38ZM73 259H74V258H73ZM35 260H36V259H35ZM35 260H34V261H35ZM39 260H40V259H39ZM42 260H43V259H42ZM65 260H66V259H65ZM75 260H77V259H75ZM75 260H74V261L71 260V261L76 262ZM81 260H80V261H81ZM86 260H84V261H86ZM8 261H7V262H8ZM26 261H29V258H27ZM37 261H35L36 264H37ZM40 261H41V260H40ZM84 261L82 260L80 263H82V262H84ZM31 262H28V263H31ZM66 262H67V260H66ZM68 262H69V260H68ZM68 262H67V263H68ZM41 263L43 264L42 261L39 262L38 264H41ZM59 263H60V260H59ZM62 263L64 264L65 262H64L63 260H61V264H62ZM69 263H70V264H73L72 262H69ZM78 263H79V262H78ZM78 263H75V264H78ZM8 264H9V263H8ZM47 264H48V262H47ZM57 264H58V262H57Z\"/></svg>", "mask_w": 264, "mask_h": 264}, {"label": "water", "instance_id": "water-1", "mask_svg": "<svg viewBox=\"0 0 264 264\" xmlns=\"http://www.w3.org/2000/svg\"><path fill=\"white\" fill-rule=\"evenodd\" d=\"M79 264H264V169L225 199Z\"/></svg>", "mask_w": 264, "mask_h": 264}]
</instances>
